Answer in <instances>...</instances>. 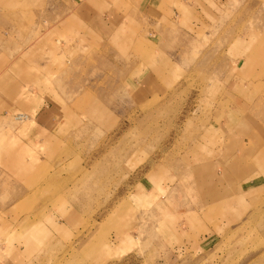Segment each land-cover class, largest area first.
<instances>
[{
  "label": "rangeland",
  "instance_id": "rangeland-1",
  "mask_svg": "<svg viewBox=\"0 0 264 264\" xmlns=\"http://www.w3.org/2000/svg\"><path fill=\"white\" fill-rule=\"evenodd\" d=\"M83 1L111 40L85 31L84 104L69 106L82 120L45 138L53 153L19 179L29 192L2 203L0 264H264V0ZM142 76L143 98L128 85ZM89 88L113 123L89 118ZM229 149L242 159L211 166ZM223 176L231 190L214 196Z\"/></svg>",
  "mask_w": 264,
  "mask_h": 264
},
{
  "label": "crops",
  "instance_id": "crops-1",
  "mask_svg": "<svg viewBox=\"0 0 264 264\" xmlns=\"http://www.w3.org/2000/svg\"><path fill=\"white\" fill-rule=\"evenodd\" d=\"M48 3L49 0H42L38 9L34 0L0 2V214L8 208L3 202L17 203L29 192L26 183L23 180L22 184L19 183V179H28L38 162L46 161L44 155L53 153L54 146L51 147L47 140L44 141L45 138L61 141L60 138L76 135V130L72 129L77 127L76 123L82 120V116L74 113L69 106L75 103V106L81 108L84 104L83 97L79 99L77 95V84L81 85L77 75L86 71L85 66L81 65L83 59L87 58V54H84V43L82 44L89 40L85 31L91 30V34L99 36V41L111 40V35L104 33L103 28L108 23L104 15H100L102 20L94 19L88 24L82 17L90 14L87 11L90 7L85 5V1L72 0L71 5L66 6L58 0L57 9L52 12L49 11ZM75 21L79 29L86 27L84 34L81 32L77 36L76 29H71L76 25ZM64 32L69 33L64 36ZM256 47V44L251 46V50L244 57L243 66H237L239 70L243 71L248 60L256 56ZM156 64L155 61L154 71L160 72L161 69ZM95 72L97 70L94 68L89 70V73ZM139 74L145 76L147 73L144 70ZM149 75L147 80L151 81V74ZM144 76L136 78V85L128 81L131 93L142 98L147 95L142 91L146 90L142 88L143 83H146ZM63 89L67 91L63 92ZM87 91L93 93L89 92L90 95L84 98L87 103L83 107H87L91 115L89 118L96 122L113 123L115 116L105 107L103 99L92 89H86ZM67 109L71 111L66 113ZM20 113L29 117L21 127L14 125L19 122L15 118ZM221 114L226 116L225 112ZM243 117L233 119L236 123L234 128L238 125L237 121L244 120ZM225 120L223 121L227 122ZM226 152H229L226 156L227 162L221 163L219 159L211 163V166L226 164L227 168L234 158H241L234 157L230 149ZM255 161L264 167V151L257 153ZM201 166V170H205L208 163ZM194 168L196 169L195 166ZM229 181L225 176L218 178L217 182L214 181L211 185L214 196L230 192ZM218 184H223V187Z\"/></svg>",
  "mask_w": 264,
  "mask_h": 264
},
{
  "label": "built area",
  "instance_id": "built-area-1",
  "mask_svg": "<svg viewBox=\"0 0 264 264\" xmlns=\"http://www.w3.org/2000/svg\"><path fill=\"white\" fill-rule=\"evenodd\" d=\"M17 116H18V117H23L21 114H18Z\"/></svg>",
  "mask_w": 264,
  "mask_h": 264
},
{
  "label": "bare ground",
  "instance_id": "bare-ground-1",
  "mask_svg": "<svg viewBox=\"0 0 264 264\" xmlns=\"http://www.w3.org/2000/svg\"><path fill=\"white\" fill-rule=\"evenodd\" d=\"M25 115H27V114H25ZM28 119H29V117H28ZM27 121V120H26ZM2 138V137H1Z\"/></svg>",
  "mask_w": 264,
  "mask_h": 264
}]
</instances>
